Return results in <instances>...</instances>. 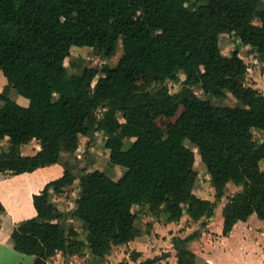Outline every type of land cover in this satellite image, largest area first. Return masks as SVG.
I'll use <instances>...</instances> for the list:
<instances>
[{
	"label": "trees",
	"instance_id": "1",
	"mask_svg": "<svg viewBox=\"0 0 264 264\" xmlns=\"http://www.w3.org/2000/svg\"><path fill=\"white\" fill-rule=\"evenodd\" d=\"M222 34H233L264 67L262 0H0V143L7 144L0 145V174L62 170L32 195L36 215L14 225V250L33 256L32 264H49L58 253L103 260L150 233L149 223L145 230L137 224L141 211L166 223H204L229 184L238 190L221 208V235L252 215L264 221V94L247 84L238 48L222 54ZM119 43L115 66L87 64L69 74L73 48L108 60ZM169 83L179 90L171 93ZM10 89L28 105L11 99ZM196 90L220 101L231 96L237 105H214ZM81 137L100 138L107 161L122 173L114 178L86 165L78 177ZM33 141L40 149L23 155ZM196 159L213 200L194 193ZM76 181L68 213L53 197ZM4 212L0 203V222ZM200 235L171 238L176 264H196L189 243ZM129 256L137 262L141 254Z\"/></svg>",
	"mask_w": 264,
	"mask_h": 264
},
{
	"label": "crops",
	"instance_id": "2",
	"mask_svg": "<svg viewBox=\"0 0 264 264\" xmlns=\"http://www.w3.org/2000/svg\"><path fill=\"white\" fill-rule=\"evenodd\" d=\"M22 98V97H21ZM22 106L28 105V100L22 98ZM6 144V141H2ZM29 145V144H28ZM27 146V145H26ZM40 149V146H38ZM38 149V150H39ZM62 173L59 166L37 170L32 174L9 176L0 174V203L5 212L1 215L0 223V264H32L34 257L22 254L13 249L10 234L14 225L20 221L29 219L36 215L32 204V195L38 193L42 186L50 179L58 177ZM211 200V198H208ZM225 199H222L224 202ZM221 207H217L212 218L198 223H187V217H183L179 224L173 222L160 225L153 217L146 216V222L152 225L151 234L147 240L149 249L146 252L136 250L141 254L143 260L159 256L162 253L173 254L171 238L173 236L187 237L196 230L201 235L189 243V248L196 256V264H261L264 262V221L252 215L246 222H238L234 225L227 236H222ZM186 226L182 227V224ZM203 224V225H202ZM160 226H163L164 229ZM183 228V231H173L172 234L164 236V230L171 228ZM157 238L156 234L160 233ZM214 238H211V235ZM126 246V245H124ZM123 246H119L121 248ZM150 252V253H149ZM62 254L56 255V262H60ZM52 260H55V259ZM175 258V254H174ZM142 260V261H143ZM168 260L163 261L166 264ZM173 264L172 261H170ZM51 264V262H49ZM60 264V263H59ZM176 264V258L175 263Z\"/></svg>",
	"mask_w": 264,
	"mask_h": 264
},
{
	"label": "rangeland",
	"instance_id": "3",
	"mask_svg": "<svg viewBox=\"0 0 264 264\" xmlns=\"http://www.w3.org/2000/svg\"><path fill=\"white\" fill-rule=\"evenodd\" d=\"M264 3V0H262ZM219 45L221 48L222 54L225 56L229 55L232 50L238 48L240 51V55L244 59L245 63L247 64L249 71L247 75V84L252 86L253 88L257 89L260 93L264 94V67L259 63L257 59H254L251 57V55L247 54V50L245 48L243 49L242 46L240 45V42L236 39V37L233 34H222L219 38ZM72 57H71V63L68 67V72L69 74H80L82 68L87 65H101L102 63H107L110 66H115L119 60V58L122 55V46L121 43L118 44L117 47V52L114 57L111 59H103L99 57L91 48H73L72 49ZM66 65H68V60L66 62ZM6 85L5 78L2 76L0 72V92L4 90ZM169 90L171 93H175L179 90L180 85H175L172 83H169ZM196 93L204 99H209L214 105H221V106H235L237 105V101L229 96L223 101H220L218 99H215L213 97H210L209 95H205L201 90H196ZM9 97L13 99L14 101L22 104L23 100L22 98L16 93L15 90H9L8 91ZM255 138L257 140L261 139L262 136L259 133L255 134ZM100 138L98 139V142H100ZM100 144H97L93 140H90L89 138L81 137L80 138V143H79V148L75 154V161L74 162V167L75 171L78 177H80V169L84 168L86 165H93L94 167L98 168L99 170H102L104 173L107 175L117 178L121 173L122 170L119 168H115L112 166L108 161H107V152L102 148ZM7 144L3 143L2 147H5ZM129 145V141L126 140L125 142V147ZM39 144L37 141L31 142L29 145H24L21 148V152L23 155H33L35 154L38 149H39ZM72 162V164H73ZM262 165H264V162H262ZM195 170L199 174V180L196 183V186L194 187V193L204 199L211 198L213 200V189L210 186L209 182V176L207 174L206 168L204 164H202L199 159H196V162L194 164ZM78 169V172H77ZM78 185L79 181H76L74 185L70 188H67L64 192V194L60 196H54L53 200L57 204V206L63 210L69 213L74 208V200L78 194ZM238 189L234 187L233 185L229 184L227 186V194L223 199H225L227 196L232 195L235 191ZM224 202H220L217 207L223 206ZM134 211H137V208L134 207ZM146 216H149L147 212L141 211L139 214V219L137 224L143 229H146ZM151 217V216H150ZM221 217V213H220ZM156 219V218H153ZM160 225L166 224L165 222V217L162 216L161 219L157 221ZM1 223V222H0ZM174 223V222H173ZM175 224H179L175 223ZM151 225V224H150ZM186 226V223L182 224V227ZM152 226V225H151ZM164 229L163 226H160V230ZM183 228H174V226L171 228L170 231L164 230V236L167 237L168 233L172 234L173 231L179 232ZM200 230V228H199ZM152 229L150 230V233L144 234L137 238L136 240L128 243L126 246L122 245L123 247L118 248L114 247L110 255H108L105 259L103 260H97L91 256H84V257H60V264H124L125 262H129L131 264H138L140 261H142V257L138 259L137 262H132L130 259V252L131 251H136V250H142L146 252L150 247L148 246L149 244L147 243V240L151 234ZM161 232L157 233L156 236L157 238L160 237ZM85 235H81L82 238H84ZM211 238H214V235H211ZM150 251V249H149ZM150 253V252H149ZM61 254V253H60ZM175 251H173V254L166 259L168 262L166 264H171L170 261L175 263V258H174ZM56 258V256H55ZM54 258V259H55ZM164 260V261H166ZM55 260H51V264H59L55 263Z\"/></svg>",
	"mask_w": 264,
	"mask_h": 264
},
{
	"label": "built area",
	"instance_id": "4",
	"mask_svg": "<svg viewBox=\"0 0 264 264\" xmlns=\"http://www.w3.org/2000/svg\"><path fill=\"white\" fill-rule=\"evenodd\" d=\"M261 264H264V262H263V263H261Z\"/></svg>",
	"mask_w": 264,
	"mask_h": 264
},
{
	"label": "water",
	"instance_id": "5",
	"mask_svg": "<svg viewBox=\"0 0 264 264\" xmlns=\"http://www.w3.org/2000/svg\"><path fill=\"white\" fill-rule=\"evenodd\" d=\"M77 172H78V169H77Z\"/></svg>",
	"mask_w": 264,
	"mask_h": 264
}]
</instances>
